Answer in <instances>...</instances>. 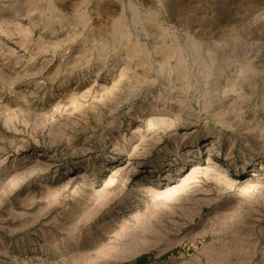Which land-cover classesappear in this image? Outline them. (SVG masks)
Returning a JSON list of instances; mask_svg holds the SVG:
<instances>
[{"label": "rangeland", "instance_id": "obj_1", "mask_svg": "<svg viewBox=\"0 0 264 264\" xmlns=\"http://www.w3.org/2000/svg\"><path fill=\"white\" fill-rule=\"evenodd\" d=\"M0 264H264V0H0Z\"/></svg>", "mask_w": 264, "mask_h": 264}]
</instances>
